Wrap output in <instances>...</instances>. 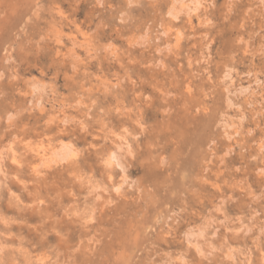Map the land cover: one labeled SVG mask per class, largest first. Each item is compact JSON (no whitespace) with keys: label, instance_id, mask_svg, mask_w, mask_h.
Segmentation results:
<instances>
[{"label":"rangeland","instance_id":"rangeland-1","mask_svg":"<svg viewBox=\"0 0 264 264\" xmlns=\"http://www.w3.org/2000/svg\"><path fill=\"white\" fill-rule=\"evenodd\" d=\"M224 2L217 0L212 13L216 27L209 33L211 48L204 55L212 56V80L216 79L215 65L228 62L229 57H234L235 62H229V66L235 67L239 76H232L235 83L229 91L217 89L212 99H205L200 89L207 93L212 84L206 82L207 77L199 75L204 65L197 64L204 52L206 42L201 37L205 29L193 30L184 23L186 17H182L179 23L173 22L175 31L168 29L169 37L159 38V47L171 43L176 46L177 55L167 52L157 55L156 34L164 30L160 27L161 16L167 12L168 5L154 6L150 0H140L139 6L129 9L124 0H106L103 7L96 0H56L59 10L67 17L62 28L65 38L60 44L55 38L46 41L44 50L29 60L48 73L43 83H52L54 77L60 96L74 97L82 89H89L85 95L97 102L91 113L93 119L103 109L107 113L103 122L114 130L131 125L129 116L142 119L147 132L140 138L139 156L130 175L141 186L154 190L153 203L140 220L143 202L121 200L107 206L101 202L100 211L85 224L82 215L77 214L84 209L83 194L73 187L67 165L60 163V157L67 154L44 140V136L57 131L54 122L45 125L51 119L52 106L46 105L45 112L25 114L20 126L27 125L26 130L19 135L15 131L6 133L0 140V149L6 150L10 157L5 165L10 178L0 185V221L8 227L5 229L0 224V231H5L7 244L19 249L15 258L20 264H49L50 260L61 264H123L126 259L137 257L143 262L150 258L146 249H151L153 244L157 245V251L175 253L182 245L171 239L167 244L157 239V233L172 212L180 213L178 236L190 225L212 218L227 217L225 227H239L240 223L254 226L248 236L243 233L233 236L220 227L212 241L219 251L204 264L209 261L235 264L248 250L253 264H258L260 252L256 251L253 240L264 227V177L259 174L264 168L261 162L264 103L257 82H264V32L258 15L245 17L247 9L255 7L254 0H241L227 20ZM34 12L33 0H0V38L10 37L30 17L31 38L39 39L48 33L52 16L40 13L37 19ZM122 13H127V23L120 22ZM56 19H60L59 15ZM199 22L194 16L191 25ZM149 25L151 44L146 46L141 37ZM77 26L83 35L77 34ZM69 33L82 42L73 52L85 60L84 64H78L69 52L72 49V42L66 38ZM109 43L113 47L107 53L96 59L87 58L88 51ZM57 49L69 56L63 64L60 63L63 57L56 55ZM159 59L164 60L166 69L154 66ZM73 63L78 64L79 72L74 80L66 79V75H73ZM233 90L238 95H230ZM9 99L18 104L27 102L11 89ZM67 114L79 117L71 109ZM99 126L93 125V129ZM93 135H82L77 130L59 139L82 149L90 142H102L94 141ZM24 152L26 155L21 156ZM13 153L16 162L11 158ZM41 164L45 167L40 168ZM82 167L89 170L87 165ZM69 189L73 194H69ZM228 196L232 199L225 203L224 215H218L214 208ZM160 213L163 219L156 226L153 221ZM141 224L145 228L155 226L156 232L142 239ZM168 224L171 226L172 222ZM97 240L100 242L96 243ZM134 248L136 256H131ZM5 259H11V254H6Z\"/></svg>","mask_w":264,"mask_h":264},{"label":"clouds","instance_id":"clouds-1","mask_svg":"<svg viewBox=\"0 0 264 264\" xmlns=\"http://www.w3.org/2000/svg\"><path fill=\"white\" fill-rule=\"evenodd\" d=\"M105 2L106 0H96V4L100 7H103ZM150 2L154 6L168 5L167 12L161 16L160 27L164 30L158 31L156 34L157 55H162L165 52L170 55H177L174 51L176 46L171 43L165 44L163 48L159 47V38L169 37L170 31L168 29L176 30L173 22L179 23L182 17H186L184 23L192 27L193 30L195 28L206 30L201 37L202 41L206 42L204 44V52H202V58L197 61V64L204 65L199 75L207 77L206 82H211L212 87L207 93L200 89L201 93L205 99H212V95L217 89L229 91L231 85L235 83L232 76L234 74L239 76L235 67L229 66V62H235L234 57H229L228 62L222 61L215 65L216 79L212 80L213 74L210 71L213 67L212 56L209 54L205 57L204 55L211 48L209 33L216 27L211 16L217 8V0H150ZM33 3L35 5L34 16L37 19L40 18V13L52 16V28L48 33L40 35L39 39L31 38L29 36V25L32 22V18L30 17L10 37L6 39L0 38V140H3L6 133L15 131V135H19L24 132L27 125L20 126L22 117L25 114L30 116L37 111H48L46 105L50 104L52 106L51 119L46 120L45 125L47 126L54 122L57 131L51 136H44V140L49 142L50 147L55 146L58 151L62 152L65 149H69L71 152L70 155L62 157L60 163L67 165L68 174L73 181V187H78L83 194L84 209L82 212L77 213L82 215L83 222L88 224L91 221V218L100 211L101 202H104L107 206L116 205L121 200H130L137 204L143 202V207L139 210L138 217L143 220L144 215L152 206L154 190L150 187L141 186L138 183V179L134 178L130 173L137 162L140 151L139 141L147 132L146 126L139 116L135 118L129 116L131 125H123L118 131L114 130L103 122V116L107 115L103 109H101V115L93 119L91 113L97 102L91 99L90 95H85V93L90 92L89 89H82V92L74 97L60 96L56 91L54 77L52 83H43L48 73L43 68L31 63L29 58L38 56L44 50L45 42L50 39L55 38L57 44L61 43L62 39L65 38L62 28L67 17L59 10L56 0H33ZM124 3L131 9L139 6L140 0H124ZM240 3L241 0H225V20L231 15L235 6ZM254 3L255 7H249L245 17L247 19L252 15H258L262 21L261 31L264 32V0H254ZM57 15L60 17L59 20L56 19ZM194 16L200 22L198 25L192 26L191 20ZM127 20V13H122L120 22L124 24L127 23ZM69 23L72 22L69 21ZM150 29L151 26L149 25L141 37L146 46L151 44ZM77 34L83 35L79 31L78 26ZM66 38L72 42V49L69 50L72 53V58L78 64H84L85 60H81L73 52V49L79 48L82 42L76 41L75 36L71 33L67 34ZM112 47L113 45L109 43L106 46L94 48L88 51L87 58L96 59L97 56L101 53H107ZM56 55L57 57H63L60 60L61 64L69 59V56L61 53L59 49H57ZM78 64L73 63V75L71 77L66 75V79H75L76 74L79 72ZM154 66L158 69L167 68L163 59L156 60ZM221 68L224 69L222 73L220 71ZM30 69H36V71L33 72ZM84 75H88L86 69ZM248 75H252V73H248ZM257 83L262 89L260 97L261 102L264 103V82L258 81ZM38 85L39 87H37ZM9 89L13 90L16 96L23 97L27 102L21 101L18 104L14 99H9ZM229 94L238 95L235 90L229 92ZM229 105L231 106V101H229ZM209 107L211 106L209 105ZM69 109L78 112L79 117L68 115ZM97 124L100 126L93 129V125ZM90 129H93V131H90ZM77 130L82 135H93V132H95L93 140L102 142L98 144L90 142L86 147L76 149L72 147L71 143L65 144L63 140L59 139L60 136L71 135ZM45 131H47V127ZM237 134L239 135V133ZM15 135L13 140H15ZM73 139H75L74 136ZM5 151L0 149V177L4 178L0 180V185H4L10 178L5 167L6 161L10 157L5 154ZM261 153L264 154V146L261 147ZM23 155H26V152L21 153V156ZM89 157H93V159L90 160ZM11 158L13 162H16L15 153H13ZM255 159L256 157H253V160ZM261 162L264 163V159ZM82 164L87 165L89 170L84 171ZM39 167L43 168L45 165L41 164ZM236 171H239V169H236ZM42 174L37 173L38 176ZM259 174L264 177V168L260 170ZM67 191L69 194H73L71 189ZM172 195L175 196L176 194L173 193ZM231 199V196H228L227 199L222 198L218 206L214 208V211L218 215L223 216L222 209L225 203ZM166 208L167 206H165V210ZM181 211L183 212L184 209H181ZM179 215L180 213L177 212L169 214L167 220L164 221V228L167 231L161 228L160 232L157 233V239L160 243L167 244L169 239H171L182 245L179 251L175 253L172 251H157V245L153 244L151 249H146L150 254V258L145 259L143 262L139 261L138 257L136 259L129 258L123 261V264H204L213 253L219 251L218 248L213 246L212 241L215 239L220 227H225L227 217L219 220L215 218L205 219L199 225H190L178 236L177 228L181 223L178 218ZM162 219L163 213H160L153 221V224L158 226ZM168 221L172 222L171 226H169ZM237 222H240V218H237ZM0 224H3L4 228L7 229L8 225L6 222L0 221ZM139 227L142 239H146L150 233L156 232L155 226L145 228L141 224ZM253 227L240 223L239 227L228 226L225 227V230L231 232L233 236H239L241 233L244 236H248L253 231ZM0 238H2L0 239V264H20L15 258V254L19 249H14L5 242L7 239L5 231H0ZM99 242V240L96 241V243ZM253 244L256 251L260 252L258 264H264V227L260 228L259 235L254 238ZM6 254H11V259H5ZM131 256H136L135 248ZM49 264H61V262L50 260ZM209 264H211L210 261ZM235 264H253L251 250L243 254V259L236 261Z\"/></svg>","mask_w":264,"mask_h":264},{"label":"bare ground","instance_id":"bare-ground-1","mask_svg":"<svg viewBox=\"0 0 264 264\" xmlns=\"http://www.w3.org/2000/svg\"><path fill=\"white\" fill-rule=\"evenodd\" d=\"M65 152H66L67 155H70V154H71V152H70L69 149H65ZM38 154H39L40 156H43V155L40 154V153H38ZM67 155L64 154V156H67ZM61 156H62V155H61ZM64 156H63V157H64ZM60 159H61V157H60Z\"/></svg>","mask_w":264,"mask_h":264}]
</instances>
